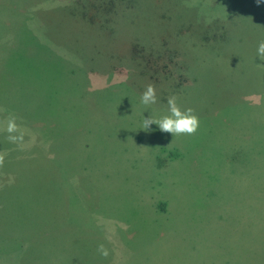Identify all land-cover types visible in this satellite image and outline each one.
Returning a JSON list of instances; mask_svg holds the SVG:
<instances>
[{
    "label": "rangeland",
    "instance_id": "rangeland-1",
    "mask_svg": "<svg viewBox=\"0 0 264 264\" xmlns=\"http://www.w3.org/2000/svg\"><path fill=\"white\" fill-rule=\"evenodd\" d=\"M260 40L257 0H0V129L24 132L0 130V227L27 213L34 230L0 264H264ZM170 95L195 135L140 129Z\"/></svg>",
    "mask_w": 264,
    "mask_h": 264
},
{
    "label": "clouds",
    "instance_id": "clouds-1",
    "mask_svg": "<svg viewBox=\"0 0 264 264\" xmlns=\"http://www.w3.org/2000/svg\"><path fill=\"white\" fill-rule=\"evenodd\" d=\"M264 2V0H257V3ZM191 6V5H188ZM257 57L264 60V40H260L257 45ZM157 90L154 84L149 83L145 86L140 96L141 103L145 109L150 108L151 105L157 103ZM157 125L159 130L163 133H169L174 137L177 136H192L195 135L200 127V118L192 107H181L178 103L176 95H170L167 98V111L160 117H155L152 112L148 117L142 119L140 129L151 131V125ZM7 139L11 143H20L23 140L24 132L17 124L15 115H9L3 123V128ZM4 163V155L0 154V166ZM97 252L107 258L109 250L103 243L97 246Z\"/></svg>",
    "mask_w": 264,
    "mask_h": 264
},
{
    "label": "trees",
    "instance_id": "trees-1",
    "mask_svg": "<svg viewBox=\"0 0 264 264\" xmlns=\"http://www.w3.org/2000/svg\"><path fill=\"white\" fill-rule=\"evenodd\" d=\"M141 48L135 46V44L133 45L131 51H130V55H135V54H138V53H141ZM11 53V52H10ZM10 53H7L4 55V58L6 60H9V57H10ZM145 60L147 61V63L151 66V67H148V69H150L153 73H155L156 75V72H158L159 70V67L157 65V63L155 62V60H153L152 57L150 56H146L145 57ZM1 71V70H0ZM7 71V70H6ZM11 72V71H9ZM6 81L7 84H10V81L8 79H4ZM1 89H2V83H0V94H1ZM1 101V100H0ZM257 144V147L254 148L252 154H257L258 155V159H251L250 162H252V164H257V163H260V161H264V139H260L258 142H256ZM48 154V153H47ZM249 153L248 154H244L243 158L241 161H245V160H250L249 158ZM50 168L52 170H55V169H58L59 168V164L56 162V161H47ZM250 166V164H249ZM52 181H48V183L50 184ZM52 186V185H51ZM261 190L260 192H263L264 193V171H263V179L261 180ZM2 185L0 186V201L2 202L1 200V196H2V193H3V190L1 189ZM52 188H57V187H53ZM230 196V195H229ZM163 205V204H161ZM238 204H235L234 206L237 207ZM226 208V207H224ZM14 211H17L16 209H14ZM19 214H21V210H19ZM18 214V213H16ZM9 215V210H7V213L5 216H2L0 214V217H7ZM24 216H29V214H25ZM24 216H22L19 220L20 221H16L14 220L11 221L9 219H2L1 221H5V222H8V223H11V224H14V229H12V231H9L8 233H4L2 232V228L3 227H0V242L1 243H7L9 246H13V251L17 250V252H24L27 248V244H29V242L27 241L28 238H30L33 234H34V230L32 228V219L28 220V219H23ZM233 218V217H232ZM229 219V218H228ZM44 264H47L45 261H48L45 259L44 260H41ZM52 261L53 262H50L52 264H61L58 260V258H55L53 257L52 258Z\"/></svg>",
    "mask_w": 264,
    "mask_h": 264
}]
</instances>
